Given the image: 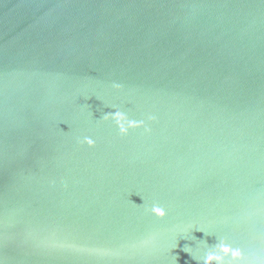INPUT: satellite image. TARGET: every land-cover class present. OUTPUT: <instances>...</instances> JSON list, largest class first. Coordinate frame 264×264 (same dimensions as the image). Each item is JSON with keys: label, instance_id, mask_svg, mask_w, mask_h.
Returning <instances> with one entry per match:
<instances>
[{"label": "water", "instance_id": "water-1", "mask_svg": "<svg viewBox=\"0 0 264 264\" xmlns=\"http://www.w3.org/2000/svg\"><path fill=\"white\" fill-rule=\"evenodd\" d=\"M185 246L264 264V0H0V264Z\"/></svg>", "mask_w": 264, "mask_h": 264}, {"label": "clouds", "instance_id": "clouds-1", "mask_svg": "<svg viewBox=\"0 0 264 264\" xmlns=\"http://www.w3.org/2000/svg\"><path fill=\"white\" fill-rule=\"evenodd\" d=\"M116 87H119V85H115ZM152 211L156 214V215H159V216H164L165 215V211H164V209H162V208H160V207H157V206H154L153 208H152ZM189 248L190 247H188V246H185L184 247V251L185 252H188V253H190L191 254V256H192V253L189 251ZM192 258L193 259H195L196 261H198L194 256H192ZM216 259L218 262H219V264H223V262L221 261V258L217 255V254H215L214 252H212V251H208L206 254H205V256L203 257V264H211V262L213 261V259ZM199 262V264H200V261H198ZM176 264H177V257H176Z\"/></svg>", "mask_w": 264, "mask_h": 264}]
</instances>
